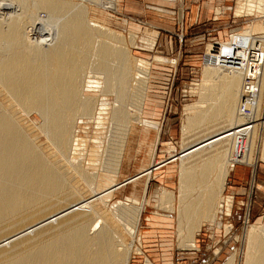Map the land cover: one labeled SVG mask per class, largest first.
<instances>
[{
	"label": "bare ground",
	"instance_id": "bare-ground-1",
	"mask_svg": "<svg viewBox=\"0 0 264 264\" xmlns=\"http://www.w3.org/2000/svg\"><path fill=\"white\" fill-rule=\"evenodd\" d=\"M5 1L12 10L0 16V264H129L141 250L155 159L142 198L108 207L113 219L77 186L103 187L106 194L113 187L124 140L144 109L148 63L131 59L117 44L123 37L91 21L82 3L113 10V0ZM236 14L264 17V0H238ZM213 56L194 87L198 99L185 107L177 189L161 186L155 204L166 212L156 213L161 220L175 225L177 249H196L203 222L231 216L233 194L222 192L234 166L253 160L264 105V32L246 25ZM16 105L37 116L47 150L20 124ZM83 122L108 125L105 147L94 138L95 153L83 152ZM224 228L230 233L232 226ZM235 260L233 250L222 264ZM242 264H264V222L250 225Z\"/></svg>",
	"mask_w": 264,
	"mask_h": 264
},
{
	"label": "rangeland",
	"instance_id": "rangeland-1",
	"mask_svg": "<svg viewBox=\"0 0 264 264\" xmlns=\"http://www.w3.org/2000/svg\"><path fill=\"white\" fill-rule=\"evenodd\" d=\"M113 2L115 4L113 10L95 4L82 3L86 4L88 18L91 21L123 37V42L117 44L128 50L131 59H140L148 63L144 66L147 79L142 88L144 109L142 113L139 112L140 118L135 123V128L124 140V151L117 171L113 175V187L109 193L106 194L102 189L104 178L101 176L99 183L102 188L93 190L82 185L81 182L77 187L82 190L84 198L93 196L96 207L101 209L109 219H113L108 207L111 209L115 202L130 203L126 201V197L142 198L149 164L155 159L151 170L152 176L147 186L145 197L147 203L139 227L141 250L140 253L132 254L129 264H144L145 260H149L151 264H222L230 254L231 248L236 250L235 264H242L250 225L264 222V209H261V206L264 207V194H257L259 197L256 198V203H253L252 218H249V221L241 218L246 199L243 200V197L246 194L240 191L235 194L228 187L233 170L241 164L234 166L222 192L223 195L233 194L231 216L217 220L215 225L209 226L208 222H203L200 231L196 234V249H177L175 225L161 220L160 215L156 213L166 214V212L161 208L158 209L155 204L161 186L173 191L177 189L181 122L185 107L198 99L197 90L194 87L196 88V83L200 82L202 66L214 61V54L227 49L232 35L246 25L252 23L255 34L263 33L264 17L237 15L238 0H218L214 9L213 2H208L211 9H207L209 6H206L207 15L204 18L198 17L196 22L190 25L194 18L187 17V10L183 9L187 5H181L178 0H113ZM208 3L206 5H209ZM0 4V16L6 17L12 10V6H9L5 0H2ZM131 35L132 41L129 39ZM157 56L163 60H155ZM192 88L194 93H191ZM16 114L24 129L27 132L31 131L35 143L45 149L47 142L43 136H39L37 116L35 114L29 116L18 105H16ZM260 118L253 160L249 165H241L248 167L257 165L255 172L256 176L259 175L257 180L264 179V162L260 160L264 135V105L261 108ZM144 120L156 122L159 130L147 126ZM80 126L85 127L84 133L81 134V141L86 145L83 152L88 150L89 153H95L94 138H99L100 142L104 141L102 145L105 147V141L109 135L108 125L96 128L92 123L83 122ZM157 133H159L158 142ZM194 133L191 134L196 136ZM102 150L98 152L95 161L91 159L94 163L98 157L101 161ZM98 172L100 173L99 170ZM230 179L233 181L232 177ZM245 180L247 178L244 177L241 181ZM251 199L254 200V195ZM258 211L261 217L254 222ZM145 218L149 226L143 230ZM225 224H231L230 233L225 232ZM123 235L125 242L129 243L130 236L125 233ZM218 247L217 252L220 250L221 252L214 256L213 252ZM189 255L192 257H187Z\"/></svg>",
	"mask_w": 264,
	"mask_h": 264
},
{
	"label": "crops",
	"instance_id": "crops-1",
	"mask_svg": "<svg viewBox=\"0 0 264 264\" xmlns=\"http://www.w3.org/2000/svg\"><path fill=\"white\" fill-rule=\"evenodd\" d=\"M167 1H174V0H167ZM176 1V0H175ZM179 3H181V5H187L185 6L183 9L186 8L187 12L186 15L187 17L190 18H194V20L192 22H190V25H193L196 22V19L198 17H205L207 15L206 13V6H209L207 9H211L210 8V4L208 2H213V6L212 8L214 9L216 4L218 3V0H178ZM185 3V4H184ZM206 3H208L209 5H206ZM215 5V6H214ZM204 7V8H203ZM174 13V12H173ZM175 14V13H174ZM184 15V13H183ZM173 18H175V16L173 15ZM256 168L257 165H255V167H248V166H236V168L233 170L230 178H233V181L229 178V182H228V187L230 189H232L234 191L235 194L239 193L238 191H240V193L246 194L245 197H243L245 199V207H244V212L242 213V217L241 218H245L249 221V218H252V214H253V203H256L257 199L259 196H257V194H264V179L261 180H257V178L259 177V175L257 174L256 176ZM249 175V177H248ZM264 176V175H263ZM247 178V180L245 181H241L242 179ZM237 179L240 181H237ZM233 183V184H232ZM235 183H237L239 186H237ZM254 195V200L251 199V197ZM249 196V198H248ZM261 206V205H260ZM261 209H264V207L261 206ZM261 213H259V211L256 214V217L254 219V222L260 218ZM148 221L144 220V227L143 230L148 228ZM230 250H233V248H231ZM229 252L231 253L232 251ZM221 252V250L218 252V254ZM228 252V253H229ZM216 254V255H218ZM214 255V256H216ZM213 256V257H214ZM187 257H192V256H187Z\"/></svg>",
	"mask_w": 264,
	"mask_h": 264
}]
</instances>
